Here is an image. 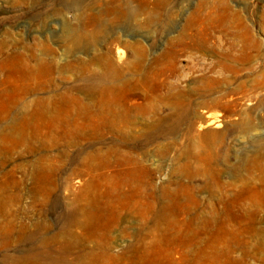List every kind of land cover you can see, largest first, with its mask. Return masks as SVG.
Wrapping results in <instances>:
<instances>
[{
  "label": "rangeland",
  "instance_id": "1",
  "mask_svg": "<svg viewBox=\"0 0 264 264\" xmlns=\"http://www.w3.org/2000/svg\"><path fill=\"white\" fill-rule=\"evenodd\" d=\"M0 264H264V0H0Z\"/></svg>",
  "mask_w": 264,
  "mask_h": 264
},
{
  "label": "bare ground",
  "instance_id": "2",
  "mask_svg": "<svg viewBox=\"0 0 264 264\" xmlns=\"http://www.w3.org/2000/svg\"><path fill=\"white\" fill-rule=\"evenodd\" d=\"M213 122H214V120H210V121H209V123H213Z\"/></svg>",
  "mask_w": 264,
  "mask_h": 264
}]
</instances>
